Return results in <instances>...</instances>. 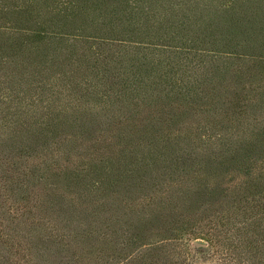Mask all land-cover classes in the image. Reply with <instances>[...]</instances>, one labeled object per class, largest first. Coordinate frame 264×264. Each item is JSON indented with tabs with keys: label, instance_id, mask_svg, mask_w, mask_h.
I'll use <instances>...</instances> for the list:
<instances>
[{
	"label": "trees",
	"instance_id": "obj_1",
	"mask_svg": "<svg viewBox=\"0 0 264 264\" xmlns=\"http://www.w3.org/2000/svg\"><path fill=\"white\" fill-rule=\"evenodd\" d=\"M188 237L263 252L264 0H0V264Z\"/></svg>",
	"mask_w": 264,
	"mask_h": 264
},
{
	"label": "rangeland",
	"instance_id": "obj_2",
	"mask_svg": "<svg viewBox=\"0 0 264 264\" xmlns=\"http://www.w3.org/2000/svg\"><path fill=\"white\" fill-rule=\"evenodd\" d=\"M188 239H190L188 242L190 245L189 248H192V250H190L191 253L187 258L188 264H223V255H221L219 247L215 246L214 244L210 245V243L208 244L203 239L195 241L192 240V237H188ZM198 245H202L204 248H196ZM0 249L4 250V246H0ZM261 251L263 252L261 255H259L258 259L254 256L251 261H248V258H246L248 264H264V247L261 248Z\"/></svg>",
	"mask_w": 264,
	"mask_h": 264
}]
</instances>
